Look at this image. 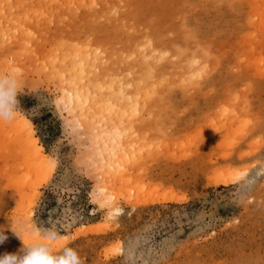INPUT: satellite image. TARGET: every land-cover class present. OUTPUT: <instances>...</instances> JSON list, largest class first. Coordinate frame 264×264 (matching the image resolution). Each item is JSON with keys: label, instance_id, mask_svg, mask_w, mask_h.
Wrapping results in <instances>:
<instances>
[{"label": "rangeland", "instance_id": "rangeland-1", "mask_svg": "<svg viewBox=\"0 0 264 264\" xmlns=\"http://www.w3.org/2000/svg\"><path fill=\"white\" fill-rule=\"evenodd\" d=\"M87 45L93 89L130 96L119 180L53 72L71 80ZM0 75L19 84L18 118L0 120V256L23 220L79 264H264V0H0Z\"/></svg>", "mask_w": 264, "mask_h": 264}, {"label": "bare ground", "instance_id": "bare-ground-1", "mask_svg": "<svg viewBox=\"0 0 264 264\" xmlns=\"http://www.w3.org/2000/svg\"><path fill=\"white\" fill-rule=\"evenodd\" d=\"M79 49L80 53L75 56V62L71 66V69H75L71 80L69 79V74L66 72V70H69V66L56 65L53 71L62 84L61 100L68 105L72 112H77L82 117L81 122L88 127L89 132H92L91 134H94L91 138L99 145L98 148L100 149L97 151L99 153L96 152L98 155L96 156L97 158L100 157L101 159H99L103 161L101 166L105 170H108V173L113 176L112 179L119 180L129 170L128 161L134 162V155L131 152L132 143L130 139L128 140L129 129L125 127L128 109H124L120 105V101H128L130 96L123 87L117 89L114 85L106 88L99 86L97 89H93V82L88 80V76L95 66L97 53H93L89 45ZM66 60L63 59V61ZM0 105H3V103H0ZM15 118H18L17 113ZM25 125L29 126L26 122ZM30 136L31 134H28L29 138ZM32 141H30L32 142V148L36 151L37 157L40 158L39 160H42L40 149L34 144L36 140L34 141L33 139ZM104 176L105 184L100 187L101 189L98 192L100 196H104V199H102L104 204L108 208H111L116 205L114 201L116 196L114 197L113 194L108 196L109 193L107 192L113 189V187H111L112 184L107 183L112 180H109V175L104 174ZM113 211L115 214L121 212L118 207H115ZM32 226L31 228H34ZM62 237L64 236L62 235Z\"/></svg>", "mask_w": 264, "mask_h": 264}, {"label": "clouds", "instance_id": "clouds-1", "mask_svg": "<svg viewBox=\"0 0 264 264\" xmlns=\"http://www.w3.org/2000/svg\"><path fill=\"white\" fill-rule=\"evenodd\" d=\"M0 87L3 88L5 97V102L0 105V120L11 121L16 115L18 105L16 94L19 84L12 75H0ZM17 223L19 230L13 233L21 241L22 247L16 253L0 256V264H79V258L74 249L61 245L58 251H54L53 246L57 241L64 239L60 235L31 228L23 220ZM24 233L34 238L25 243ZM6 239L7 237L0 232V243Z\"/></svg>", "mask_w": 264, "mask_h": 264}]
</instances>
